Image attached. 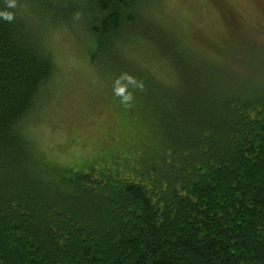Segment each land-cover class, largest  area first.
<instances>
[{"label": "trees", "instance_id": "16d2710c", "mask_svg": "<svg viewBox=\"0 0 264 264\" xmlns=\"http://www.w3.org/2000/svg\"><path fill=\"white\" fill-rule=\"evenodd\" d=\"M39 1L53 29H73L79 8L100 76L122 44L147 40L163 58L180 59L178 45L139 16L143 0H58L72 4L66 16L52 0ZM18 2L0 0V264H264L262 89L223 96L213 116L197 105L211 109L210 101L183 100L178 109L149 78L114 74L106 78L131 129L118 150L136 147L139 156L119 155L111 170L102 158L88 160L93 152L64 156L78 140L46 152L33 133L57 66L42 44L51 48V38L39 37L49 29L32 24ZM185 71L176 64L179 78Z\"/></svg>", "mask_w": 264, "mask_h": 264}, {"label": "rangeland", "instance_id": "374dc122", "mask_svg": "<svg viewBox=\"0 0 264 264\" xmlns=\"http://www.w3.org/2000/svg\"><path fill=\"white\" fill-rule=\"evenodd\" d=\"M57 1L52 0L51 6H56ZM219 1L215 4L212 0H143L139 16H145L152 32L165 36L174 48L178 45L175 55L180 54V59L173 55L163 58L147 40L137 41L133 48L122 44L121 48H116L120 55L111 53L113 64L108 69L102 65L104 74L100 76L98 66L95 68L89 62L94 46H87V35L80 27L86 20L78 17L81 14L78 7L73 6L76 13L71 18L73 29L61 26L53 29V20L39 0H19L17 10L20 13L28 16L32 24L49 29L39 37L42 40L51 38V48L42 44L57 66L54 95L49 94L51 88L45 92L43 101L46 103L49 96V103L38 113L34 127L33 134L43 149L49 153L64 151L63 142L78 140L82 148L65 150L64 156L77 160L83 150L93 152L87 159L102 158L111 170H117L115 158L119 155H122L119 156L121 160L139 156L141 150L136 147L124 153L118 150L119 142L128 137L131 129L121 119V95L111 81L114 74L120 75L117 81L137 74L142 80L149 78L159 92L172 95L178 109L183 100L210 101L211 109L197 105L201 111L208 109L213 116L220 114L216 101L223 96H234L232 92L236 89L241 96V92L250 94L251 90L260 96V90L264 92V0ZM71 5L66 7L63 2L57 5V10L63 9L61 15L66 16ZM122 37L123 41L129 40L128 34ZM105 59L106 56L103 64ZM176 64L177 69L186 70L180 78ZM198 86L201 89L194 91ZM144 124L138 122L140 126ZM55 154L49 157L55 158ZM62 161L58 158L56 163Z\"/></svg>", "mask_w": 264, "mask_h": 264}]
</instances>
